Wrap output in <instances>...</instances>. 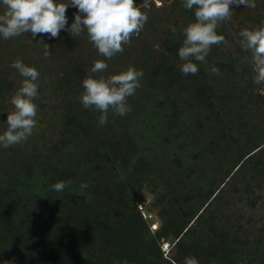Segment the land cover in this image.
I'll return each instance as SVG.
<instances>
[{
	"label": "trees",
	"instance_id": "16d2710c",
	"mask_svg": "<svg viewBox=\"0 0 264 264\" xmlns=\"http://www.w3.org/2000/svg\"><path fill=\"white\" fill-rule=\"evenodd\" d=\"M181 46L171 34L164 52L144 63L145 115L127 121L146 156L138 171L150 167L162 179L180 221L150 231L116 156L128 117L109 114L101 126L102 113L74 98L63 135L46 156L0 170V264H185L189 257L198 264H264V242L241 240L217 211L222 185L248 168L264 176V85L253 83L241 47L214 65L219 75L197 64L198 73L185 76ZM4 103L0 91V128L7 126ZM60 181L67 186L54 190ZM170 237L169 257L161 245Z\"/></svg>",
	"mask_w": 264,
	"mask_h": 264
},
{
	"label": "rangeland",
	"instance_id": "374dc122",
	"mask_svg": "<svg viewBox=\"0 0 264 264\" xmlns=\"http://www.w3.org/2000/svg\"><path fill=\"white\" fill-rule=\"evenodd\" d=\"M255 3V8L243 5L232 6L231 19L221 22L216 30L218 35L225 37L227 43L213 45L205 58L206 62L193 60V63L210 69L217 63L226 62L230 55L235 54L237 48L241 47L239 32L244 28L262 26L264 22V0H255ZM136 4L142 11L147 12L148 21L139 37H133L131 44L124 46L123 53H118L111 60H106L98 54L86 32L76 38L64 30H61L59 37L55 39H50L46 35H37L33 39L30 32L8 40L0 37V83H3L4 87L0 86V91L5 94L3 108L6 120L7 113L14 109L10 103L11 97L18 90L23 79L18 71L11 67L13 61L19 58L25 65L35 67L40 72L39 94L34 101L38 105L37 127L32 136L18 145L7 149L0 145V170H10L16 165V161L31 158L34 154L46 156L59 142L63 135L64 124L70 115L71 104L74 98L80 99L83 92L82 81L88 76L95 60L102 59L108 64V69L103 73L105 76L118 74L129 66L144 72V63L150 56L157 58L164 52V42L167 37L173 34L182 44L185 38L183 28L195 22V15L185 11L182 0H136ZM2 11L3 6L0 5V12ZM77 11V8L69 5L66 12L69 27ZM41 39L49 45L51 55L48 57L44 55V44L39 42ZM242 51L245 60L249 62L250 53H246L243 49ZM240 70L238 66V72ZM143 78L140 82L141 87L136 90L135 95L127 99L132 110L124 115L128 120L123 118L124 127L119 131L117 145L119 150L116 156L120 165V176L129 197L134 199L136 204L149 201L148 209L153 216L152 221L149 222L150 231L154 233L165 223H170L172 220L180 221V214L179 205L170 195L162 179L153 173L150 167L149 170L138 171L140 158L145 159L146 156L144 151L138 150L128 122L130 119H133V122H142L144 118L148 88ZM109 114L112 115L111 111ZM139 114L140 116H137ZM6 128L7 126L0 128V134H3ZM239 144L242 145L241 142ZM147 147L152 151L151 144L148 143ZM248 169L221 186L225 201L219 203L217 211L222 222L232 227V231L237 230L241 240L262 243L264 242V176L257 173L258 176L252 175ZM224 172L225 170L222 169V174ZM208 175L212 178L214 173L209 171ZM221 175H218V178H221ZM153 223L154 226H151ZM172 239L173 237L163 239L162 243L171 242ZM174 251V248L173 250L171 248L169 253H164V256L170 257Z\"/></svg>",
	"mask_w": 264,
	"mask_h": 264
},
{
	"label": "clouds",
	"instance_id": "9594fccd",
	"mask_svg": "<svg viewBox=\"0 0 264 264\" xmlns=\"http://www.w3.org/2000/svg\"><path fill=\"white\" fill-rule=\"evenodd\" d=\"M182 4L188 10L195 9V22L183 28L185 38L178 51L183 61L178 67L185 76L198 73L193 60L206 62L205 58L213 45L227 43L216 30L221 22L231 19L232 6L256 7L255 0H182ZM0 5L3 6L0 12V37L3 39L29 32L33 39L37 35L55 39L61 30L76 38L86 32L98 54L106 60L123 53L124 46L130 45L133 37H139L148 21L147 12L137 6L136 0H0ZM69 5L78 10L70 27L66 15ZM238 37L241 48L250 53L249 63L255 73L253 83L264 85V22L262 26L242 29ZM39 42L44 44L45 57L50 56L49 45L42 39ZM11 67L23 79L10 100L14 109L7 113V128L0 134V145L5 149L26 141L37 127L38 105L34 101L39 94L40 72L35 67L25 65L19 58L13 61ZM107 69L105 60H95L88 76L82 81L83 92L80 96L85 109L102 113L98 118L101 126L107 124L110 111L113 115L124 116L132 110L127 99L141 87L144 76L143 71L134 66L105 76L103 73ZM208 71L210 75L220 74L215 66ZM66 186V182L60 181L52 187L56 191H63ZM86 187V183L81 184V188ZM185 264H198V261L195 257H189L185 258Z\"/></svg>",
	"mask_w": 264,
	"mask_h": 264
},
{
	"label": "built area",
	"instance_id": "2783aa9c",
	"mask_svg": "<svg viewBox=\"0 0 264 264\" xmlns=\"http://www.w3.org/2000/svg\"><path fill=\"white\" fill-rule=\"evenodd\" d=\"M262 93H264V87L261 90ZM149 201H144L138 204V209L143 217L144 220L146 221H152L153 216L149 212L148 209ZM155 223H153L151 226H154ZM157 229V228H156ZM172 248V243L169 241H164L161 245V249L164 253H169V251Z\"/></svg>",
	"mask_w": 264,
	"mask_h": 264
}]
</instances>
